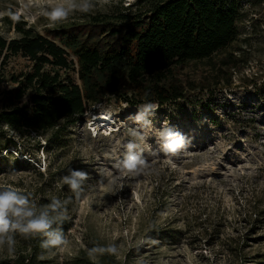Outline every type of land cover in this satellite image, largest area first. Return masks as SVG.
<instances>
[{"label": "rangeland", "instance_id": "obj_1", "mask_svg": "<svg viewBox=\"0 0 264 264\" xmlns=\"http://www.w3.org/2000/svg\"><path fill=\"white\" fill-rule=\"evenodd\" d=\"M118 1L100 0L95 12H107ZM10 6L18 7L16 0H0V32L7 37L16 35L3 21ZM253 11H259L257 22L248 17L239 23L240 39L249 35L251 46L234 81L159 104L156 116L148 117L151 129L129 119L140 104L115 98L87 110L58 143L46 144L48 133L28 136L3 126L0 187L49 202L53 196L73 197L59 183L69 169L88 173L75 211L69 210V244L39 253L36 264H264V88H253L264 84V4ZM86 15L77 12L67 21ZM18 19L54 37L46 19ZM102 110L111 113V127L98 125ZM165 120L191 138L176 155L159 151L155 130ZM132 129L144 136L138 142L149 164L140 175L122 167ZM15 239L14 257L25 243L19 234ZM113 242L118 255L89 258L94 244ZM14 260L0 249L1 263Z\"/></svg>", "mask_w": 264, "mask_h": 264}, {"label": "trees", "instance_id": "obj_2", "mask_svg": "<svg viewBox=\"0 0 264 264\" xmlns=\"http://www.w3.org/2000/svg\"><path fill=\"white\" fill-rule=\"evenodd\" d=\"M262 4L264 0H120L107 12L49 28L54 37L4 15L16 35L0 32V130L48 133L49 145L58 143L57 137L87 110L112 98L129 105L164 104L230 85L249 60L250 37L240 39L239 23L248 17L257 22L253 16L259 11L253 10ZM14 58H21L22 65L12 64ZM253 86L255 91L264 88ZM78 201L73 198L68 209L75 211ZM37 203L48 201L39 198ZM70 226V221L63 225L65 234ZM42 240L25 239L14 263H38V254L47 252Z\"/></svg>", "mask_w": 264, "mask_h": 264}, {"label": "clouds", "instance_id": "obj_3", "mask_svg": "<svg viewBox=\"0 0 264 264\" xmlns=\"http://www.w3.org/2000/svg\"><path fill=\"white\" fill-rule=\"evenodd\" d=\"M108 3L109 0H103ZM100 0H16L18 7H9L8 15L19 18H44L52 26L67 21L70 16L79 12L90 14L99 10ZM4 13L0 12V16ZM160 105L156 102H145L137 106V114L129 117L142 128H152V121L148 117H155ZM132 139L126 145V154L122 167L130 173L140 175L148 169L149 164L143 156V148L139 144L144 139L142 133L136 129L129 130ZM155 138L159 151L172 156L183 150L191 143V138L169 126L165 120L162 127L155 130ZM88 173L79 169H69L68 173L60 178V185L67 186L76 200L84 192ZM73 197L60 199L51 197L46 204H38L30 194L22 193L13 187H0V249H6L10 258L14 257L16 234L24 239L42 236L41 248L51 252L53 249L66 247L69 244L63 230V225L70 221L69 204ZM55 225V227H54ZM116 243H96L88 249V256L95 261L98 256L118 255Z\"/></svg>", "mask_w": 264, "mask_h": 264}, {"label": "bare ground", "instance_id": "obj_4", "mask_svg": "<svg viewBox=\"0 0 264 264\" xmlns=\"http://www.w3.org/2000/svg\"><path fill=\"white\" fill-rule=\"evenodd\" d=\"M111 113L109 114V112H107L106 110H102L100 113L97 114L98 117H100V121H102L101 124L98 123V125H104L105 127L110 126L111 127V122H112V118L110 117ZM97 123V122H96Z\"/></svg>", "mask_w": 264, "mask_h": 264}]
</instances>
